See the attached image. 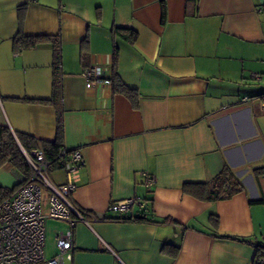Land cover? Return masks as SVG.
I'll return each instance as SVG.
<instances>
[{
	"label": "crops",
	"instance_id": "obj_1",
	"mask_svg": "<svg viewBox=\"0 0 264 264\" xmlns=\"http://www.w3.org/2000/svg\"><path fill=\"white\" fill-rule=\"evenodd\" d=\"M115 27L134 29L136 41L113 34ZM19 30L58 36V107L12 100L49 98L52 90L51 45L17 51ZM114 52L133 100L112 87ZM255 63H264V0H197L195 8L186 0H0V124L51 141L59 108L62 145L84 159L71 201L99 217L73 226L65 264H253L250 243L264 245V66ZM88 66L110 83L87 88ZM224 165L242 192L203 202L182 191ZM9 173L17 178L11 188L20 180L1 168L0 187ZM144 174L154 178L150 188ZM50 178L65 181L61 170ZM136 197L151 200L155 222L111 220L112 202ZM211 214L218 234L245 241L213 237Z\"/></svg>",
	"mask_w": 264,
	"mask_h": 264
},
{
	"label": "built area",
	"instance_id": "obj_2",
	"mask_svg": "<svg viewBox=\"0 0 264 264\" xmlns=\"http://www.w3.org/2000/svg\"><path fill=\"white\" fill-rule=\"evenodd\" d=\"M82 77L87 88L110 83L99 66L86 67ZM20 151L28 176L0 201V264H65L73 256V226L77 222L90 226L99 220L92 214L85 217L71 201L84 164L83 156L79 149L68 150L62 146L53 167L39 148L26 151L20 147ZM54 170L64 173L63 183H53L50 175ZM143 184L150 188L154 178L144 174ZM145 207L146 200L136 197L112 202L107 210L120 217L132 208L143 210ZM48 218L65 221L69 228L55 234L57 252L45 259V221Z\"/></svg>",
	"mask_w": 264,
	"mask_h": 264
},
{
	"label": "trees",
	"instance_id": "obj_3",
	"mask_svg": "<svg viewBox=\"0 0 264 264\" xmlns=\"http://www.w3.org/2000/svg\"><path fill=\"white\" fill-rule=\"evenodd\" d=\"M197 0H186V6L196 7ZM19 23H21L24 16V7L20 6L18 9ZM166 21V7L161 3L160 9V23L165 24ZM113 34L121 37L129 43H134L137 39V31L132 28L115 27ZM50 44L52 47V90L49 98H13L15 101H22L26 103H38V104H52L59 106L60 102V90H59V78H60V48L59 38L57 35H25L19 30L13 37V48L17 51L28 50L35 48L38 45ZM86 57V53L81 54V60ZM116 52H114L112 59V71L113 76L111 79L112 87L115 91L124 94L127 98L134 99L136 95V89L125 85L118 77L115 71ZM261 99H264L262 94ZM62 126L60 110L57 112V131L54 140L45 141L40 140L32 135L26 133H12L10 129L3 124H0V169L8 168L12 170L16 176L20 178L18 183L10 189L0 187V201L7 197L21 181H25L28 176V167L24 157L20 151V147L28 151L32 148H39L43 151L46 161L55 166V162L58 158V150L62 147ZM263 170V169H262ZM244 189L240 179L235 175L232 169L224 165L218 174L210 180L198 183H185L182 186V191L185 194L193 197L198 201L214 202L223 201L232 198L235 194L242 192ZM258 204L262 203V199L255 200ZM81 211V210H80ZM142 212L134 214H126L120 217L112 218V221H120L124 223H143V222H155L152 218L151 212V200L146 199V207L141 210ZM81 213L87 217L88 213L81 211ZM218 217L215 214H211L209 217V225L211 235L215 238L229 239L238 242H244L245 240L237 236H228L218 234ZM249 243V242H248ZM253 248V264H264V245L258 243H250ZM164 247L170 248L171 253L175 255L178 252V247L170 244H165Z\"/></svg>",
	"mask_w": 264,
	"mask_h": 264
},
{
	"label": "rangeland",
	"instance_id": "obj_4",
	"mask_svg": "<svg viewBox=\"0 0 264 264\" xmlns=\"http://www.w3.org/2000/svg\"><path fill=\"white\" fill-rule=\"evenodd\" d=\"M257 66H264V63L256 64ZM9 180L4 184V188L10 189L11 186L17 181L16 177L14 175H11L10 173L7 175ZM263 207V206H261ZM134 210V209H133ZM262 217L264 219V214H262ZM67 228V223L62 220L52 219L48 218L45 221V246H44V254L46 258H50L54 256L57 252V249L55 247V241H54V235L59 231H65ZM65 229V230H64Z\"/></svg>",
	"mask_w": 264,
	"mask_h": 264
}]
</instances>
